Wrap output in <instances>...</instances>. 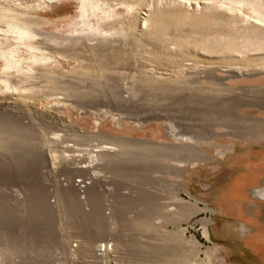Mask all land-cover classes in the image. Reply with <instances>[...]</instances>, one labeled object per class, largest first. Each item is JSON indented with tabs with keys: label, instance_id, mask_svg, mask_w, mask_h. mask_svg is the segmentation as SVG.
Wrapping results in <instances>:
<instances>
[{
	"label": "rangeland",
	"instance_id": "374dc122",
	"mask_svg": "<svg viewBox=\"0 0 264 264\" xmlns=\"http://www.w3.org/2000/svg\"><path fill=\"white\" fill-rule=\"evenodd\" d=\"M0 264H264V0H0Z\"/></svg>",
	"mask_w": 264,
	"mask_h": 264
},
{
	"label": "bare ground",
	"instance_id": "6f19581e",
	"mask_svg": "<svg viewBox=\"0 0 264 264\" xmlns=\"http://www.w3.org/2000/svg\"><path fill=\"white\" fill-rule=\"evenodd\" d=\"M114 145H115V144H114ZM116 146H117V145H116ZM120 146H121V145H120ZM120 146H119V147H120ZM119 147H118V148H119Z\"/></svg>",
	"mask_w": 264,
	"mask_h": 264
}]
</instances>
